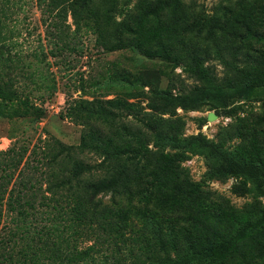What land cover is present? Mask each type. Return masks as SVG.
Segmentation results:
<instances>
[{
	"label": "trees",
	"instance_id": "obj_1",
	"mask_svg": "<svg viewBox=\"0 0 264 264\" xmlns=\"http://www.w3.org/2000/svg\"><path fill=\"white\" fill-rule=\"evenodd\" d=\"M234 3L260 10L255 33L264 38V0ZM36 4L42 14L64 18L69 13L75 31L91 32L105 51L131 48L146 56L173 59L186 78L208 87L264 86V47L242 41L240 29L231 38L223 29L209 31L210 35L204 34L208 27L193 29L190 22L205 20L194 1L138 0L120 20L115 18L120 0H36ZM225 6H218L210 20L226 21L227 14H220ZM176 25V41L172 47H162L163 35ZM48 36L58 38L52 31ZM211 59L221 65L220 74L209 64ZM171 74L184 82L180 74ZM111 76L131 88L112 98L78 97L68 102L65 116L82 127L77 144L55 138L42 141L38 165L28 160L34 150L25 155L23 145L0 151L5 158L0 161L4 172L0 218L7 225L0 235V264H222L230 255V239L211 243L208 236L197 239L189 225L176 227V222L186 221L179 208L142 210L132 200L140 194L147 201L149 193L164 190L172 192L166 194L170 197L177 195L189 203L200 198L202 205H217L234 214L237 208L227 197L190 177L179 162V150L204 147L218 160L215 173L254 182L250 189L237 185L238 194L262 191L264 165L241 161L199 135L177 139L182 120L176 107L189 105L183 95L172 93L173 83L167 91H150L140 83L144 77L140 71L121 68ZM0 98L12 106L10 117L35 119L44 112L28 96L19 97L13 82L0 83ZM27 170L42 175H29ZM259 219L264 222V211ZM247 224L248 220L242 221L240 230Z\"/></svg>",
	"mask_w": 264,
	"mask_h": 264
},
{
	"label": "rangeland",
	"instance_id": "obj_2",
	"mask_svg": "<svg viewBox=\"0 0 264 264\" xmlns=\"http://www.w3.org/2000/svg\"><path fill=\"white\" fill-rule=\"evenodd\" d=\"M137 1L120 0L121 8L115 18L120 20ZM184 1H194L202 11L199 15L205 16L204 21L190 22L198 32L199 28L208 27L204 34L210 35L209 31L223 29L231 38L240 29L242 41L264 47V38H257L255 33L260 10L236 5L234 0ZM220 5H226L219 10L221 15L227 14V18L217 23L210 18ZM48 21L51 25L46 24ZM49 31L56 33L58 38L49 37ZM178 32L176 25L172 32L164 34L162 47H172ZM209 64L220 74L218 61L211 59ZM121 68L140 71L145 77L140 80L145 90L167 91L173 83L172 93L183 95L189 106L176 107V115L182 120L177 139L199 135L241 161L264 165V86L208 87L186 78L181 64L173 59L146 56L131 48L105 51L91 32L75 31L69 13L64 18L54 13L42 14L36 0H0V83L13 82L19 97L28 96L44 111L35 119L33 116L10 117L12 106L0 98V151L11 145H23L27 148L25 155L34 150L28 160L38 165L42 159V141L55 138L65 144H77L82 127L65 116L68 102L78 97L107 99L123 95L131 86L124 80L111 78ZM172 71L180 74L184 82L174 78ZM210 113H215L216 117L209 119ZM86 156L90 158L91 155ZM4 159L0 154V161ZM179 162L193 180L227 197L237 211L227 214L217 205H202L200 198L194 203L185 202L177 195H166L172 192L164 190L149 193L147 201L137 194L132 204L142 210L145 207L164 211L179 208L186 221L176 222V227L189 225L197 239L206 240L208 236L211 243L230 239L229 250H232L222 264H264V222L259 219L264 211V186L259 193L254 189L244 194L236 193L237 185L245 184L250 189L255 186L254 182L242 176L215 173L218 160L204 147L191 145L179 150ZM25 173L42 175L31 170ZM170 213L167 211L171 218ZM246 220L247 228L240 230L239 224ZM135 221L140 226L137 218ZM6 226V220L0 218V235ZM152 239L150 234V242Z\"/></svg>",
	"mask_w": 264,
	"mask_h": 264
},
{
	"label": "water",
	"instance_id": "obj_3",
	"mask_svg": "<svg viewBox=\"0 0 264 264\" xmlns=\"http://www.w3.org/2000/svg\"><path fill=\"white\" fill-rule=\"evenodd\" d=\"M216 117V114L215 113H210L209 115H208V118L209 119H213V118H215Z\"/></svg>",
	"mask_w": 264,
	"mask_h": 264
}]
</instances>
